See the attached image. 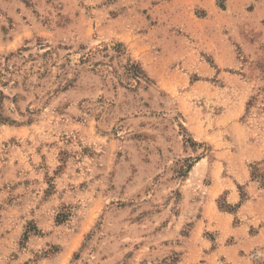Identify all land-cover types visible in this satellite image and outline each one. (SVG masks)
<instances>
[{"label":"rangeland","instance_id":"obj_1","mask_svg":"<svg viewBox=\"0 0 264 264\" xmlns=\"http://www.w3.org/2000/svg\"><path fill=\"white\" fill-rule=\"evenodd\" d=\"M0 264H264V0H0Z\"/></svg>","mask_w":264,"mask_h":264}]
</instances>
